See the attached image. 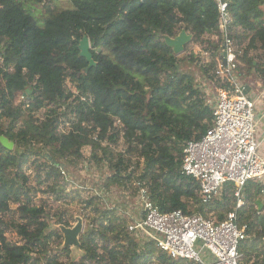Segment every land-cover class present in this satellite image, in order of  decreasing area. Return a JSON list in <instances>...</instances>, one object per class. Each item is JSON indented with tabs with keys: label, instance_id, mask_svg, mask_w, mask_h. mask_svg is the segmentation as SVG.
<instances>
[{
	"label": "trees",
	"instance_id": "obj_1",
	"mask_svg": "<svg viewBox=\"0 0 264 264\" xmlns=\"http://www.w3.org/2000/svg\"><path fill=\"white\" fill-rule=\"evenodd\" d=\"M68 1L69 7L60 9L52 7L54 0H0V137L16 147L9 151L0 143V264H40L56 235L44 209L30 205L24 173L30 158L46 172L45 181L54 182L50 191L56 193L60 166L80 160L84 147H90L96 165L108 163L112 170L106 188L129 183L133 172L122 174L131 158L142 160L139 189L147 190L160 213L182 210L219 222L236 211L247 236L239 245L241 263L264 264L259 185H245L239 209L229 184L215 202L202 204L197 182L181 170L185 143L211 127L212 109L192 73L182 70L192 59L176 55L168 42L182 33L193 43L205 44L210 37L221 41L218 1ZM221 1L231 19L229 36L237 45L246 44L238 58V80L264 84V0ZM83 36L95 62L90 69L79 56ZM206 50L212 60L200 68L205 75L214 69L221 48L209 42ZM67 81L77 95L66 89ZM19 95L28 100L25 110L14 105ZM61 106L65 109L58 111ZM46 107L42 119L33 116ZM61 114L75 120L63 133L58 132ZM119 136L125 151L113 163V152L102 144L115 145ZM44 149L48 155L38 163ZM11 204L18 205L13 212L17 220L10 225L20 245L5 236ZM98 216L79 239V264H185L157 248L156 253L153 241L137 243L114 210L98 211ZM46 264L62 263L47 259Z\"/></svg>",
	"mask_w": 264,
	"mask_h": 264
},
{
	"label": "built area",
	"instance_id": "obj_2",
	"mask_svg": "<svg viewBox=\"0 0 264 264\" xmlns=\"http://www.w3.org/2000/svg\"><path fill=\"white\" fill-rule=\"evenodd\" d=\"M217 1L222 45L212 71L218 85L211 106L212 125L200 139L185 143L181 170L197 182L202 204L215 202L229 184L236 198L235 208L239 209L243 205L245 185L251 181L258 184L259 207L264 215V158L256 139V109L259 101H264V84L257 83L258 94L254 98L247 92L248 86L239 82L236 70L242 50L229 36L231 19L227 4ZM222 53L224 63L220 58ZM59 171L66 178L63 169ZM137 200L142 216L129 230L145 233L171 261L242 264L239 245L247 238L246 226L238 225L236 211L217 222L182 210L160 213L144 188L139 189Z\"/></svg>",
	"mask_w": 264,
	"mask_h": 264
},
{
	"label": "rangeland",
	"instance_id": "obj_3",
	"mask_svg": "<svg viewBox=\"0 0 264 264\" xmlns=\"http://www.w3.org/2000/svg\"><path fill=\"white\" fill-rule=\"evenodd\" d=\"M52 7L60 9L68 8L69 1L54 0ZM209 42L218 43L221 48L222 41L216 37H210L207 38V40L205 39V44L193 43L189 38V41L183 45V51L180 52L178 56L186 58L190 57L192 59L193 62L183 65L182 70L192 73L198 88L202 91L208 105L211 107L215 100L216 87H218V85L212 78L213 69H209L207 75L200 71L202 68L207 67L212 60L210 51L206 50L208 49ZM245 45L246 44H238L237 46L242 49ZM252 53L253 55H256L255 52ZM250 81L246 78H239L241 84L252 86L253 88L256 81ZM65 87L74 95H77L75 87L70 82L67 81ZM250 95L253 94L250 93ZM24 103H28V100L22 95H19L14 101V105H22V110L26 109ZM64 109L65 106H61L58 111H63ZM48 110L49 107L40 109L33 113V116L42 119ZM59 117L60 125L58 132L60 133L68 131L71 125L75 122L73 116L61 114ZM5 124H7V122ZM116 125L118 126L117 123ZM257 137L258 132L256 131V139ZM102 146L109 147L113 152V163H116L117 153L125 151L124 141L121 136H119L115 145L112 144L108 146L107 143H104ZM15 148L14 145L12 151H14ZM47 155V149H44L43 156L40 157L38 163H42ZM90 157V147H84L82 149V158L80 160H67L60 166V168L66 173V178L61 177L58 180L59 184L55 188L56 193L50 191V185H53L54 182L51 180L46 182V172L38 169L36 164H33L34 157H31L27 165L24 167V173L28 179L27 185L30 187V192L27 194L31 201L30 205L44 209L48 219L47 221L50 223L52 231L56 233V235L51 238L46 256L41 258L40 264H46L47 259H55L59 263L68 264L71 257L74 259L72 264H79L82 259V251L80 250L79 245L78 247H65L64 236L61 229L73 228L78 221H81L82 232L78 236L79 241L81 235L91 225L93 220H98V211L114 210V213L124 220L126 230L130 237L142 246L150 242L145 233L138 230H133L134 232L129 230L130 226H134L137 220L142 216L139 208L140 205L137 200L140 185L137 181V176L141 173L143 168L142 160H139L136 156L131 158L129 168L122 174L124 177L133 172L132 179L128 181L129 183L122 186H111L106 188L105 183H107L108 177L112 174V170L108 168V163L96 165L95 161L93 159L91 160ZM57 197L60 199H57ZM88 201L91 202L90 205L87 204ZM17 206V204H11V213L5 217V236L9 243L20 245L22 244V241H20L14 228L10 225V223L17 220L16 213H13L16 211ZM208 217L211 220L216 219L213 216L211 217V215ZM59 219H61L62 224L57 225L56 223ZM66 248L69 249L68 254L64 253ZM153 248L156 253L159 252L154 245ZM73 249H76L77 251L74 252ZM32 257L36 258L37 253L32 254ZM252 262L253 261L251 260L247 264H252ZM84 263L86 262L84 261Z\"/></svg>",
	"mask_w": 264,
	"mask_h": 264
},
{
	"label": "water",
	"instance_id": "obj_4",
	"mask_svg": "<svg viewBox=\"0 0 264 264\" xmlns=\"http://www.w3.org/2000/svg\"><path fill=\"white\" fill-rule=\"evenodd\" d=\"M189 41V37L182 33L180 34L176 39L169 40V45L172 47L174 53L178 55L180 52L183 51V45ZM78 49H79V56L84 58L88 63V69L95 66V62L92 58V54L90 51V43L86 36H83V38L78 43ZM221 60L223 63L224 60V53L220 55ZM28 92V91H27ZM29 93V92H28ZM0 143L2 146H4L9 151L13 150L14 144L12 142H9L6 138L0 137ZM62 233L64 236V246L65 247H78L79 241L78 236L82 232V223L81 221H78L77 224L73 228H62Z\"/></svg>",
	"mask_w": 264,
	"mask_h": 264
},
{
	"label": "crops",
	"instance_id": "obj_5",
	"mask_svg": "<svg viewBox=\"0 0 264 264\" xmlns=\"http://www.w3.org/2000/svg\"><path fill=\"white\" fill-rule=\"evenodd\" d=\"M257 83L258 82H255L253 88H252V86H248V90H247V92H249V95H250V93L253 94L254 98L257 97V94H258ZM256 120H257L256 131L258 132V137H257V139H258V151L260 152V155L264 158V101H259V104L257 105Z\"/></svg>",
	"mask_w": 264,
	"mask_h": 264
}]
</instances>
